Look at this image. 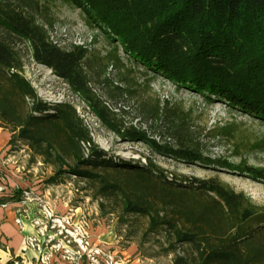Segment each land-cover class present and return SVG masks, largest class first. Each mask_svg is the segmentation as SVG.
Masks as SVG:
<instances>
[{"label":"trees","instance_id":"trees-1","mask_svg":"<svg viewBox=\"0 0 264 264\" xmlns=\"http://www.w3.org/2000/svg\"><path fill=\"white\" fill-rule=\"evenodd\" d=\"M76 1L109 30L116 51L119 45L128 56L175 83L228 100L264 119V0ZM35 3L0 0V26L27 43L34 60L62 77L105 127L122 138L144 141L167 157L232 166L202 153L184 110L161 106L159 101L142 112L153 124L165 109L171 110L167 116L177 118L166 130L175 146L120 120L92 87L88 46L65 47L54 41L31 11ZM113 53L107 54L108 63L120 61ZM24 65L19 49L0 38V123L14 128L9 144L25 141L35 155L55 166L51 180L64 173L87 178L98 184L97 193L120 201L123 218L147 217L144 234L164 231L170 238L167 252L185 245L173 264H264V206L216 178L179 184L151 159L134 163L114 158L97 146L72 103L39 97ZM249 170L264 179L262 169ZM9 200L0 198V204Z\"/></svg>","mask_w":264,"mask_h":264},{"label":"rangeland","instance_id":"rangeland-1","mask_svg":"<svg viewBox=\"0 0 264 264\" xmlns=\"http://www.w3.org/2000/svg\"><path fill=\"white\" fill-rule=\"evenodd\" d=\"M31 11L61 46H88L92 87L114 108L120 120L142 126L150 137L175 146V138L166 130L177 118L167 116L171 110L165 109L153 124L146 122L142 112L159 101L161 106L169 104L170 108L184 110L202 153L232 166L178 160L157 153L144 141L118 136L100 122L62 77L34 60L27 43L8 35L0 26V38L19 49L24 74L39 97L51 103H72L98 147L116 159L134 163L151 159L179 184H190L194 178H216L264 206V179L249 170L264 171L263 118L223 98L209 97L197 88L175 83L128 56L119 45L116 51L117 44L110 40L109 30L100 27L76 0H36ZM111 51L120 61L107 62ZM8 129L12 132L14 128ZM84 149L87 153L88 146L84 145ZM56 172L55 166L44 162L27 142L19 139L0 155V198L9 200L10 195H16L18 200L13 197L7 203L22 219L32 220L40 250L50 255L52 263L173 264L176 253L183 251L185 245H178L176 251L165 250L170 238L164 231L145 235L147 217L123 218L120 201L97 193V183L72 173H64L53 181Z\"/></svg>","mask_w":264,"mask_h":264},{"label":"crops","instance_id":"crops-1","mask_svg":"<svg viewBox=\"0 0 264 264\" xmlns=\"http://www.w3.org/2000/svg\"><path fill=\"white\" fill-rule=\"evenodd\" d=\"M10 138V130L0 123V155L9 148ZM31 221L22 219L11 203L0 204V264H54L49 254L30 245V237L37 234Z\"/></svg>","mask_w":264,"mask_h":264},{"label":"built area","instance_id":"built-area-1","mask_svg":"<svg viewBox=\"0 0 264 264\" xmlns=\"http://www.w3.org/2000/svg\"><path fill=\"white\" fill-rule=\"evenodd\" d=\"M17 221V223L19 224L20 223V220L19 219H16ZM29 243H30V245H32L33 247H35V248H38V249H41L40 248V244L39 243H37V241H36V238L33 236V237H30V239H29ZM49 257H47V259H48Z\"/></svg>","mask_w":264,"mask_h":264}]
</instances>
